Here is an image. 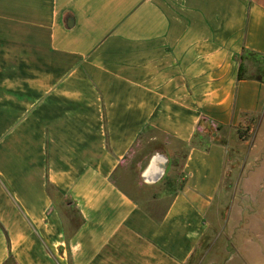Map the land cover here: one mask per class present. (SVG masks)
<instances>
[{
	"label": "crops",
	"instance_id": "1",
	"mask_svg": "<svg viewBox=\"0 0 264 264\" xmlns=\"http://www.w3.org/2000/svg\"><path fill=\"white\" fill-rule=\"evenodd\" d=\"M247 60L264 0H0V264H264Z\"/></svg>",
	"mask_w": 264,
	"mask_h": 264
},
{
	"label": "rangeland",
	"instance_id": "2",
	"mask_svg": "<svg viewBox=\"0 0 264 264\" xmlns=\"http://www.w3.org/2000/svg\"><path fill=\"white\" fill-rule=\"evenodd\" d=\"M253 65L254 64L253 63H249L248 60L246 62V65H245V63L241 62L240 63V73H241V75L246 74V75L254 77V78H258V77H261V76L264 77V64L260 66L263 69H261V68L255 69L253 67ZM237 134H238V137H239L240 140H248V138H249L248 135H247V132L244 131V130L243 131L239 130L237 132ZM211 136H212L211 133H209V132L207 133L206 132V133L203 134V136L201 138L198 139L200 141H197V143L198 142L202 143L205 146L208 142L212 141V137ZM149 138H155L157 142H153V141L149 142L148 140H151ZM161 140H162L161 135H156V134L155 135H150V136L148 135V137L144 140V142H143V140L139 142V145L137 147V151H136V153H134V157H135L136 154L142 155L143 154V149L147 150V152L158 149L161 146V144H160ZM147 141H148V143H146ZM157 143H159L160 146H157ZM245 151H246L245 147H238V146L234 145V149L231 151V156L230 157H231V159L234 160L235 165H238V164L240 165V163L242 162V160H243V158L245 156ZM137 161H142V160L140 159V160H137ZM176 182H177V180L175 181V183ZM127 190H129V189L127 188ZM260 197H262V198L253 203V205H254L252 207L253 210L264 211V192H263V194ZM257 216H258V214H257ZM257 219L259 220V218H257ZM256 225L259 226L260 223L257 221ZM221 245H223V244H221ZM195 258H193V260H192L193 264H197ZM197 260H199V258H197ZM204 264H206V261H204Z\"/></svg>",
	"mask_w": 264,
	"mask_h": 264
},
{
	"label": "bare ground",
	"instance_id": "3",
	"mask_svg": "<svg viewBox=\"0 0 264 264\" xmlns=\"http://www.w3.org/2000/svg\"><path fill=\"white\" fill-rule=\"evenodd\" d=\"M164 165H165V160H157V157L155 159H153L150 163V166H149V170L145 172L144 174V177H145V180L146 182H153V181H156L157 179L160 178L161 174H162V171H163V168H164ZM153 169H152V167ZM152 170H154V172L156 173L155 175H152L153 172ZM155 176V178L153 177Z\"/></svg>",
	"mask_w": 264,
	"mask_h": 264
},
{
	"label": "trees",
	"instance_id": "4",
	"mask_svg": "<svg viewBox=\"0 0 264 264\" xmlns=\"http://www.w3.org/2000/svg\"><path fill=\"white\" fill-rule=\"evenodd\" d=\"M241 60V59H240ZM238 78H242V75L240 73V66H239V71H238Z\"/></svg>",
	"mask_w": 264,
	"mask_h": 264
}]
</instances>
